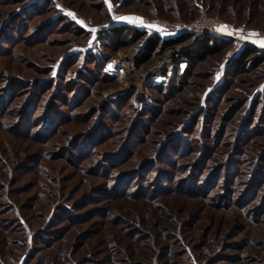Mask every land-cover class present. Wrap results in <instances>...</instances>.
I'll list each match as a JSON object with an SVG mask.
<instances>
[{"label":"rangeland","instance_id":"1","mask_svg":"<svg viewBox=\"0 0 264 264\" xmlns=\"http://www.w3.org/2000/svg\"><path fill=\"white\" fill-rule=\"evenodd\" d=\"M261 42L264 0H0V264H264Z\"/></svg>","mask_w":264,"mask_h":264},{"label":"trees","instance_id":"2","mask_svg":"<svg viewBox=\"0 0 264 264\" xmlns=\"http://www.w3.org/2000/svg\"><path fill=\"white\" fill-rule=\"evenodd\" d=\"M123 29L124 28L122 27L114 29L115 30L114 33L118 34V36L120 37L119 40H122L124 36L125 30ZM138 34H142V32ZM183 38L176 37L172 39H166V38L164 39L162 37H154V38L148 37L147 43L144 48V54L138 56L137 58V62H136L137 65L138 64L140 65L143 62L150 60L153 54L155 53V51L157 50L158 46H162V47L175 46L179 44L183 40ZM218 41H220V39H217L215 34L212 33L205 34L203 37L198 39L195 49L187 50L184 53L183 60H185L187 63H192L194 61V58L200 60L205 59L206 56L209 55L210 53H215L218 50H220V48H222V43H219ZM252 53H253V49L249 47L244 48V50H242L239 53V55L235 58V61L237 62L233 68L235 72H241L246 69L247 65L249 64L248 57ZM256 60L264 61L263 57L262 58L257 57Z\"/></svg>","mask_w":264,"mask_h":264},{"label":"built area","instance_id":"3","mask_svg":"<svg viewBox=\"0 0 264 264\" xmlns=\"http://www.w3.org/2000/svg\"><path fill=\"white\" fill-rule=\"evenodd\" d=\"M165 28L174 32H190L195 33L198 38L203 37L207 33L219 34L217 30V25L219 24V18L211 17L210 15L204 13L199 18L191 22H186L183 20L178 21H165L163 22ZM183 55L182 49H175L172 51V58L177 59ZM173 60V59H172ZM172 62L170 63L171 67ZM168 67V68H170ZM167 70V68L165 69ZM163 70L162 72H164ZM162 72H158L160 78H162Z\"/></svg>","mask_w":264,"mask_h":264},{"label":"bare ground","instance_id":"4","mask_svg":"<svg viewBox=\"0 0 264 264\" xmlns=\"http://www.w3.org/2000/svg\"><path fill=\"white\" fill-rule=\"evenodd\" d=\"M172 57L171 55H166L165 57H162V59L158 60V62L156 63V65L153 66L152 71H151V75L158 73V72H162L163 70H165L166 68L170 67V63L172 62ZM132 61L129 60H125V66H126V77L127 79H130L133 77V73H132ZM109 69H112V67L110 66Z\"/></svg>","mask_w":264,"mask_h":264},{"label":"snow or ice","instance_id":"5","mask_svg":"<svg viewBox=\"0 0 264 264\" xmlns=\"http://www.w3.org/2000/svg\"><path fill=\"white\" fill-rule=\"evenodd\" d=\"M136 19H139V18H136ZM262 43V46H264V42H261Z\"/></svg>","mask_w":264,"mask_h":264}]
</instances>
